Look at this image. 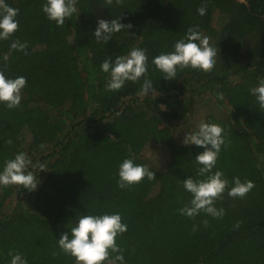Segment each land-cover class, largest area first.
<instances>
[{"label":"trees","instance_id":"trees-1","mask_svg":"<svg viewBox=\"0 0 264 264\" xmlns=\"http://www.w3.org/2000/svg\"><path fill=\"white\" fill-rule=\"evenodd\" d=\"M45 2L6 0L20 10L19 30L0 41V70L26 77L27 84L19 108L0 103V170L19 152L47 170L37 173L34 191L0 186V264H10V251L28 264H75L58 246L61 234L71 239L70 227L81 215L115 212L127 224L117 238L125 264H264V109L250 93L264 78V0H78L77 13L59 27L43 13ZM202 3L204 16L197 12ZM118 18L132 28L97 43V21ZM196 26L217 48L213 70L187 68L165 80L152 59L173 51ZM17 38L27 42L28 55L13 51L5 67L3 54ZM133 47L147 50L155 97L139 94L143 78L106 91L101 63ZM196 107L203 108L201 121L224 129L213 171L255 184L244 199L225 191L215 202L225 209L222 219L201 213L191 220L177 211L191 199L182 181L196 178L195 156L204 151L183 144L198 127L183 126ZM125 158L148 165L155 180L119 188ZM235 218L243 222L239 228ZM161 236L175 238L170 249Z\"/></svg>","mask_w":264,"mask_h":264},{"label":"clouds","instance_id":"clouds-1","mask_svg":"<svg viewBox=\"0 0 264 264\" xmlns=\"http://www.w3.org/2000/svg\"><path fill=\"white\" fill-rule=\"evenodd\" d=\"M114 0H105L106 5H113ZM124 0H115L116 5H123ZM78 0H46L41 6L43 13L49 21H54L59 26H64L66 19L72 18L77 13ZM19 9L9 6L6 0H0V41L10 40L19 30V21L16 19ZM197 12L200 16L206 15L207 3H202ZM132 25L122 24L120 19L111 21L99 19L94 36L97 43L107 44L114 33L123 29H131ZM27 42L19 38L12 39L8 52L3 54V61L9 60L13 51L23 52L28 55ZM147 50L133 47L126 55H117L113 60L111 56L105 58L100 67L102 72L108 74L106 91L121 90L126 82L136 83L143 78L139 94L145 97H155L158 93L153 81L148 78ZM217 48L210 45V38L204 35L199 26L189 27L185 37L177 40L174 50L160 53L152 59V64L163 73L165 80H174L178 70L191 68L203 72H211L216 63ZM26 77L18 76L9 78L3 70H0V103L8 109L19 108L22 100V90L26 87ZM252 96L260 109H264V78H259L256 87L250 89ZM219 99H223V93H217ZM8 144L12 141L9 139ZM183 144L195 145L204 149L195 156V163L200 165L197 176H189L182 181L183 189L191 195V199L177 211L181 216L191 220L204 213L214 219H222L225 209L215 206L217 200L222 199L227 190L231 198L244 199L255 187L251 180L241 181L234 177L229 181L222 170L213 171L216 167L222 146L225 145L224 129L213 122L201 121L198 127L186 133ZM44 147L43 144L40 145ZM47 170L46 165L33 160L25 153L19 152L14 158L4 162L0 170V186H22L28 191L37 189L39 179L37 173ZM117 186L121 189L130 188L139 184L144 178L155 180V173L148 165L136 164L132 158H125L118 167ZM231 185V186H230ZM243 222L237 221L234 225L239 228ZM205 227L208 221L204 220ZM193 232L197 230L193 225ZM127 231V224L122 222L119 212L104 213L98 215H81L76 218L69 232L61 234L57 241L58 246L66 255L75 259V264H125V249L117 244V238ZM57 253H53L56 255ZM10 264H28L27 260L19 253L9 252Z\"/></svg>","mask_w":264,"mask_h":264},{"label":"rangeland","instance_id":"rangeland-1","mask_svg":"<svg viewBox=\"0 0 264 264\" xmlns=\"http://www.w3.org/2000/svg\"><path fill=\"white\" fill-rule=\"evenodd\" d=\"M205 103H208V100H203ZM204 113H203V108H198L196 107L192 114L189 116L188 122L183 124V126H190L195 128L196 126L199 125L202 117H203ZM261 120H262V124L264 126V111L261 112ZM149 159L154 160L153 157L151 156V154L148 156ZM59 217L64 218L66 217V213H60ZM235 221H237V218H235ZM159 242L167 249H170L172 247V245L175 242V238H170V237H164L161 236L159 237Z\"/></svg>","mask_w":264,"mask_h":264}]
</instances>
